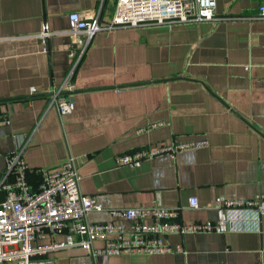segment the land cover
<instances>
[{"label":"crops","instance_id":"obj_1","mask_svg":"<svg viewBox=\"0 0 264 264\" xmlns=\"http://www.w3.org/2000/svg\"><path fill=\"white\" fill-rule=\"evenodd\" d=\"M115 4L0 0V180L6 154L24 140L31 168L55 169L75 158L80 191L102 206L87 214L92 223L131 206L176 208L183 223L214 221L217 198L264 194V19L101 30L74 74L73 111L59 116L48 108V95L69 66L68 13L92 10L108 24ZM260 4L216 0L215 12L238 17L256 13ZM202 139L205 146L137 167L116 159L148 145ZM190 198L197 207L189 206ZM63 238L59 233L35 244L56 264H94L81 246L48 247ZM163 241L183 252L121 253L105 264H264V216L254 224L234 221L221 233H173Z\"/></svg>","mask_w":264,"mask_h":264},{"label":"built area","instance_id":"obj_2","mask_svg":"<svg viewBox=\"0 0 264 264\" xmlns=\"http://www.w3.org/2000/svg\"><path fill=\"white\" fill-rule=\"evenodd\" d=\"M216 0H116L112 20L103 24L97 12L76 10L68 13L70 43L67 49L69 66L61 84L49 93L48 108L59 116L74 109L73 77L85 56L93 36L104 29L148 24L213 21L220 19H264V4L254 14L238 17L218 16ZM47 35L41 32L42 38ZM46 51V50H44ZM8 121V120H7ZM162 122L148 127H157ZM207 140H171L168 143L148 145L117 156L120 165L137 167L144 160L205 146ZM22 140L5 156V170L0 180L4 196L0 200V263L56 264L55 258L42 253L37 240L62 233V241L51 244L59 249L81 246L94 259V264H105L111 255L121 253L164 254L182 251L180 245L163 241L167 234L225 232L231 223L258 222L264 216V194L248 200L217 198L216 220L183 223L178 221L176 208L158 206H131L109 210L112 219L92 223L87 220L91 210H101V204L92 195L79 189L80 175L73 156L55 169L31 168L24 159ZM30 175L37 176L32 182ZM190 207H197L196 198L189 199ZM103 241L100 247L93 242Z\"/></svg>","mask_w":264,"mask_h":264},{"label":"water","instance_id":"obj_3","mask_svg":"<svg viewBox=\"0 0 264 264\" xmlns=\"http://www.w3.org/2000/svg\"><path fill=\"white\" fill-rule=\"evenodd\" d=\"M45 50L47 52V43H46V40H45Z\"/></svg>","mask_w":264,"mask_h":264}]
</instances>
